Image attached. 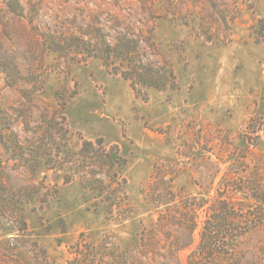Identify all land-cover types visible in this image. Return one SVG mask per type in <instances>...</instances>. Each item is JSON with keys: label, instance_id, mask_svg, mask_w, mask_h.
I'll return each instance as SVG.
<instances>
[{"label": "rangeland", "instance_id": "374dc122", "mask_svg": "<svg viewBox=\"0 0 264 264\" xmlns=\"http://www.w3.org/2000/svg\"><path fill=\"white\" fill-rule=\"evenodd\" d=\"M234 1L239 20L231 42L206 43L180 20L198 29V20L210 11L205 0H0V55L19 72L16 89L8 86L14 80L0 78V107L25 105L20 90L34 81L44 85L41 98L50 109L60 103L55 90L63 88L65 97L76 93L64 108L70 132L118 145L125 159L118 171L125 181L121 193L130 214L123 224L108 221L77 179L58 182L48 208L25 207V228L0 217V264H66L67 250L81 234L94 243L111 235L120 248L135 245L157 218L145 193L163 175L181 196L209 202L225 197V181L234 189L253 177L264 184V0ZM113 23L131 25L143 36L153 24L176 90H145L142 100L100 60L78 54L83 49L72 42L75 37L89 25L109 32ZM59 174L49 171L46 182ZM204 218L200 212L199 224ZM198 239L196 231L177 264H186ZM261 242V230L243 241L254 264H261L254 253Z\"/></svg>", "mask_w": 264, "mask_h": 264}, {"label": "trees", "instance_id": "16d2710c", "mask_svg": "<svg viewBox=\"0 0 264 264\" xmlns=\"http://www.w3.org/2000/svg\"><path fill=\"white\" fill-rule=\"evenodd\" d=\"M205 1L209 15L198 20V29L180 18L182 24L206 43L220 39L231 42L232 27L239 20L236 2ZM131 27L113 23L106 32L102 25H89L72 42L82 46L83 51L78 54L83 59L96 58L109 75L127 81L137 98L146 100L145 90L149 89L176 90V75L155 42L153 24L148 27V37ZM1 77L14 80L8 85L10 88L18 86L17 66L3 55ZM33 84L35 91L28 86L20 90L27 105L10 110L0 107V217L25 228L26 206L48 208L57 196L58 182L66 185L77 179L81 189L92 197L95 210L101 204L106 220L123 224L130 214L126 196L121 193L125 181L119 180L118 175L125 164L120 148L116 144L105 145L102 139L90 141L81 133L70 132L64 108L76 93L65 97L63 88L55 90V101L60 103L57 109H50L41 98L44 85H36L35 81ZM73 137L77 142L72 145ZM49 171L61 173L52 184L46 182ZM160 172L157 169L156 174ZM13 179H18L19 184L14 185ZM259 181L255 177L248 179L243 189H234L225 181V197L217 195L209 202L200 195L183 197L173 190L172 181L165 175L158 177L145 193L157 218L141 232L135 245L120 248L111 235L94 243L81 234L69 246L66 264H177L179 253L192 246L196 231L199 239L187 255L186 264H254L248 257L249 251L242 246L249 234L264 232V184ZM236 195L242 198L236 200ZM200 212L205 214L201 225ZM254 253L264 264V242Z\"/></svg>", "mask_w": 264, "mask_h": 264}]
</instances>
